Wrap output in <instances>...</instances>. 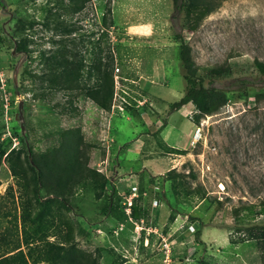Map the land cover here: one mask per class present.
Segmentation results:
<instances>
[{"label": "rangeland", "instance_id": "374dc122", "mask_svg": "<svg viewBox=\"0 0 264 264\" xmlns=\"http://www.w3.org/2000/svg\"><path fill=\"white\" fill-rule=\"evenodd\" d=\"M220 1L196 30L182 32L200 71L226 64L231 70L216 83L227 92L228 104L195 124L191 104L174 111L169 107L185 91L173 37L181 23L172 20V0H89L76 12L61 8L68 0H3L0 30L10 31L19 18L34 19V24L26 32L29 56L16 53L13 40L0 45V238L7 242L0 244V256L21 251L28 264H53L33 259L49 248L46 243L65 245L70 223L71 261L55 264H261L256 242L232 243L230 233L234 207L262 208L264 99L257 101L254 94L264 91V76L255 66L256 60L264 62V0ZM55 20L78 29L64 35L54 28ZM72 38L86 65L91 48L102 49L103 62L111 54L109 109L81 94L67 97L40 78L46 69L39 52L51 54L60 47L59 39ZM31 70L37 76L29 75ZM87 74L84 68L82 82L93 83ZM234 78L247 79L246 88ZM185 126L191 129L180 147L186 153L167 152L162 144L173 145ZM68 130H79L82 137L81 164L69 176L48 172L37 196L51 198V210L41 223L30 225L24 219L34 217L39 206L34 187L13 174L10 162L25 166L21 137H27L36 156H50L62 152ZM136 138L140 141L133 143ZM12 149L16 153L8 155ZM62 153L64 161L67 154ZM172 168L186 175L188 196L173 194L164 178ZM111 187L124 197L121 206L128 218L123 222L99 209ZM60 189L69 211L62 208V195L55 194ZM253 221L264 222V214Z\"/></svg>", "mask_w": 264, "mask_h": 264}, {"label": "trees", "instance_id": "16d2710c", "mask_svg": "<svg viewBox=\"0 0 264 264\" xmlns=\"http://www.w3.org/2000/svg\"><path fill=\"white\" fill-rule=\"evenodd\" d=\"M89 0H68L67 4L61 3V8H69L71 12H76L84 8L86 3ZM220 0H172V20H179L181 23L180 31L174 34V40L178 43V57L182 66V77L185 81V91L183 95L176 101L169 104L171 111L180 109L183 105L191 104L193 110L195 111L192 115L191 121L195 124H198L203 118L209 115H213L219 110L228 104L229 96L227 92L216 86V83L219 80L225 78L231 74L230 65H219L213 66L210 68H203L200 71L191 56V48L189 46L188 40L182 35L183 30L194 31L196 30L205 16L214 12L220 5ZM0 6L4 9L5 4L3 0H0ZM34 19L24 20L19 18L14 23V26L10 31L6 29L5 26L1 27L0 33V45L4 39L13 40L14 50L16 53L24 54L29 56L30 49L28 48V37L30 34H27V31H31L33 28ZM45 26L50 27V23L46 22ZM54 28L61 29L64 32V35H69L76 31L78 28L73 26V24H66L62 20L54 21ZM14 37V38H13ZM84 40L81 39V44ZM60 47L53 53L46 55L45 52H39L40 61L45 67L46 71L42 72L40 78L49 80L52 85H56L61 90L65 91V95L70 98L76 97V95L81 94L84 97L92 100L100 109H109L111 106V101L114 93V83H113V58L110 55L108 62H103L101 57L102 49H98L97 52L94 48L91 52L93 57L90 58V62L86 65L84 62V55L80 50H76L75 38L69 40L59 39ZM97 44L99 42H96ZM72 46H70V45ZM95 44V43H94ZM99 47V45H98ZM88 51V49H86ZM82 55H81V54ZM255 66L260 75L264 76V62L255 61ZM84 68H87V76L94 77L93 83H83L82 82V71ZM29 75L37 76L35 72L30 71ZM235 83H238L239 88L245 89L247 86V79L239 78L233 80ZM70 92H75L70 94ZM247 94V93H246ZM245 94V95H246ZM255 99L258 101L264 99V91L256 92L254 94ZM127 110L134 109V114L137 112V109L132 108L131 106L124 105ZM165 124V120H163ZM79 130H68L63 137L65 138L64 146L62 147V152L67 154V159L63 161L62 152H55L54 155L50 156H36L33 147L27 142V137H21L24 148V161L25 166L20 162H10V167L14 175L25 177L26 180L32 183L34 189V197L39 206H37L36 213L34 217L30 218V215L27 216L26 220H30L28 223L30 225L39 224L43 220V216L51 210V198L45 199V201H40L37 196V190L45 186L48 182V172L54 171L56 174L59 173V170L67 172L66 176H69L70 173L78 169V166L81 164L79 162L80 151L78 148L82 143V137H80ZM67 138V139H66ZM165 146V147H164ZM162 147L169 152L175 154H185L187 150L179 149L174 146H168L162 144ZM67 148H70L71 151H66ZM16 153L14 149L10 150L8 155ZM0 154H3V151H0ZM19 155L16 154L15 159H19ZM62 157V159H61ZM69 172V173H68ZM189 174L192 177H195L192 172ZM50 175L53 176L51 173ZM49 175V176H50ZM61 175V174H60ZM186 175L182 172H177L175 168L168 170L164 176L167 181H170V187L174 195H179L182 191L186 196L190 193L189 188L186 186V182L183 178ZM63 176H60L56 179L57 183H60L63 179ZM71 178L67 177L64 184L68 183V180ZM56 189V188H54ZM143 190L139 189V194ZM129 192H126L125 195H128ZM192 193V192H191ZM56 196L62 195L59 200H61L62 208L66 211L70 210V205L67 200L63 197L62 190L60 192H55ZM138 194V195H139ZM124 197L117 193L116 189L111 187L110 191L107 192L100 201V211L107 215L108 217L113 218L116 221L123 222L128 218L127 214L124 212L121 202ZM260 205L262 206L259 211H254L253 206H243L242 208H233L232 216L235 220V225L232 226L233 230L230 233L231 242H244L247 240H253L256 242L260 250V259L261 264H264V222L253 221L254 216L257 214H264V191L263 197L261 198ZM245 213H242V211ZM172 219V218H171ZM66 240L65 245H68L66 248L65 245L61 244H47L49 248L41 249L35 261H51L55 263H67L71 261V253L73 252L74 246L71 245V232L73 227L70 223H66ZM233 233V234H232ZM237 239H234V237ZM7 245V242L4 238H0V244ZM30 249L33 251L32 248ZM57 249V252L54 250ZM27 255L31 257V254L27 252ZM0 264H28L24 255L21 251L12 253L5 256H0Z\"/></svg>", "mask_w": 264, "mask_h": 264}, {"label": "crops", "instance_id": "0c3cea01", "mask_svg": "<svg viewBox=\"0 0 264 264\" xmlns=\"http://www.w3.org/2000/svg\"><path fill=\"white\" fill-rule=\"evenodd\" d=\"M187 132H191V129H190V128L187 129L186 126L179 130V134H178V136H177L175 142L173 143L174 147L176 146V148L179 147V149H181L180 147H181V146L187 141V139H188L189 134H188ZM139 141H140V139H139V138H136V139L133 141V143H138ZM137 145H138V144H137ZM166 145H168V144H166ZM173 145H170V146H173ZM168 146H169V145H168ZM136 147H137V146H136ZM183 148H184V146H183Z\"/></svg>", "mask_w": 264, "mask_h": 264}, {"label": "built area", "instance_id": "2783aa9c", "mask_svg": "<svg viewBox=\"0 0 264 264\" xmlns=\"http://www.w3.org/2000/svg\"><path fill=\"white\" fill-rule=\"evenodd\" d=\"M194 112H195V111H194ZM192 113H193V111H192ZM197 128H198V129H199V131H200V127H199V125H197ZM198 129H197V130H198ZM195 142H197V140H196V141H194V143H195Z\"/></svg>", "mask_w": 264, "mask_h": 264}]
</instances>
